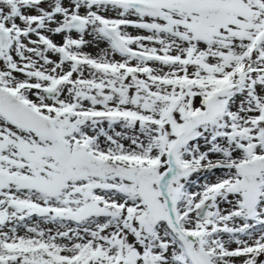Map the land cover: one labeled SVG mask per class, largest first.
Wrapping results in <instances>:
<instances>
[{
	"label": "snow or ice",
	"instance_id": "obj_1",
	"mask_svg": "<svg viewBox=\"0 0 264 264\" xmlns=\"http://www.w3.org/2000/svg\"><path fill=\"white\" fill-rule=\"evenodd\" d=\"M0 264H264V0H0Z\"/></svg>",
	"mask_w": 264,
	"mask_h": 264
},
{
	"label": "rangeland",
	"instance_id": "obj_2",
	"mask_svg": "<svg viewBox=\"0 0 264 264\" xmlns=\"http://www.w3.org/2000/svg\"><path fill=\"white\" fill-rule=\"evenodd\" d=\"M130 31H132V30H130ZM133 34H135V33H133ZM89 51H91V50L89 49Z\"/></svg>",
	"mask_w": 264,
	"mask_h": 264
}]
</instances>
